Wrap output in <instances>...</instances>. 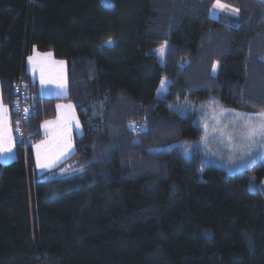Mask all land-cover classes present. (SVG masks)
I'll return each mask as SVG.
<instances>
[{"label": "trees", "instance_id": "16d2710c", "mask_svg": "<svg viewBox=\"0 0 264 264\" xmlns=\"http://www.w3.org/2000/svg\"><path fill=\"white\" fill-rule=\"evenodd\" d=\"M214 1L0 0L2 99L14 127L22 75L31 140L0 161V264H264V161L230 173L184 150L202 134L188 101L264 112V0ZM34 49L65 62L66 96L40 93ZM60 100L83 132L38 173Z\"/></svg>", "mask_w": 264, "mask_h": 264}, {"label": "rangeland", "instance_id": "374dc122", "mask_svg": "<svg viewBox=\"0 0 264 264\" xmlns=\"http://www.w3.org/2000/svg\"><path fill=\"white\" fill-rule=\"evenodd\" d=\"M220 3L228 7H214L217 4V0H215L210 13L212 16L217 17L218 13L223 10L234 14L231 9L236 8L235 6L222 0H220ZM157 53L159 60L163 62L166 53V43L158 48ZM36 65L37 63L35 66ZM54 70L51 69L50 72H53ZM41 74L43 75L44 73ZM60 82L61 81L58 82L59 85ZM166 83L167 80L163 79L160 92L163 91ZM64 87H66V83H64ZM187 107L191 111H194L196 121L202 128V134L198 142L185 140L184 150L186 153H189L193 146L200 145L206 159L230 173L245 170L257 160L261 159L264 161V146H262L264 145V139L258 137L256 143L249 144L248 141L242 138V133L244 132V128L242 127L244 118H250L252 122H256L258 119L257 114L262 113V111L253 113L238 111L230 107L221 106L216 98H209L197 102L188 101ZM36 143H33V146L37 156L38 165L36 166V169L38 173H44L46 172L45 170L51 169L56 165V160L65 156L66 150L59 147L52 135L51 137H48V142ZM37 146H39V148ZM72 152H75V142ZM45 155H47L49 160L52 161L53 159L54 162H52L49 167H40L39 163L44 162ZM10 156L11 155L5 157V159H3L5 160L4 162H9L15 158L13 157V154L11 157ZM252 187H254L253 184ZM262 190L264 192V185Z\"/></svg>", "mask_w": 264, "mask_h": 264}, {"label": "crops", "instance_id": "0c3cea01", "mask_svg": "<svg viewBox=\"0 0 264 264\" xmlns=\"http://www.w3.org/2000/svg\"><path fill=\"white\" fill-rule=\"evenodd\" d=\"M222 13L232 14L226 10H223L220 11L218 15ZM31 56L34 57V62H30V61L28 62L29 57ZM36 63H37L36 65L37 67L35 66ZM25 66L27 72L30 73L33 81L37 82L41 94L57 96V97H64L67 95L68 77H67L66 64L63 60L60 59L56 60V58L53 57L51 53L39 52L36 49H34L32 53L26 57ZM51 69L53 70L55 69V70L53 72H50ZM41 73L44 74L42 75ZM42 78L45 81L43 84L41 83ZM59 81H61L60 85L58 84ZM64 83H66V87H64ZM69 105L71 106L70 108L68 107ZM0 108L6 109L5 112L0 113V119L6 122L8 128V135L12 138L11 152H0V161L4 162L5 160L3 159H5V157H7L8 155L12 156L13 154V157L16 156V140L13 134L11 111L9 107L3 102L1 86H0ZM41 126L44 137L39 142H48V137L49 136L51 137L52 135L55 138L56 143H58L59 147H62L63 150H66L65 156L63 158L56 160L55 162L56 165H54V167H56L57 165H59L60 163H62L64 160H66L68 157L72 155L73 153L72 151L74 149V139L76 136H79L83 132V128L75 104L72 101L60 100L56 104V115L51 119L43 121ZM33 155L37 166L38 165L37 156L34 146H33ZM52 161L54 160L52 159Z\"/></svg>", "mask_w": 264, "mask_h": 264}, {"label": "snow or ice", "instance_id": "6c2138e0", "mask_svg": "<svg viewBox=\"0 0 264 264\" xmlns=\"http://www.w3.org/2000/svg\"><path fill=\"white\" fill-rule=\"evenodd\" d=\"M214 7H228L220 3V0H217V4ZM233 13L239 14L238 8L231 9ZM30 62H34V57H29ZM45 81L41 80L43 84ZM62 86V85H61ZM71 107L70 105L68 106ZM6 109L0 108V113L5 112ZM226 111V110H222ZM258 119L256 122H252L250 118H244V123L242 127L244 128V132L242 133V138L249 142V144H254L257 142V138L264 139V112L257 114ZM11 137L8 135V128L6 122L0 119V152H11ZM264 146V145H262ZM39 148V146H37ZM38 160H39V152H38ZM54 161H50L45 155L44 162H40V167H49L51 163Z\"/></svg>", "mask_w": 264, "mask_h": 264}, {"label": "built area", "instance_id": "2783aa9c", "mask_svg": "<svg viewBox=\"0 0 264 264\" xmlns=\"http://www.w3.org/2000/svg\"><path fill=\"white\" fill-rule=\"evenodd\" d=\"M26 83L22 78V75L14 83V127L13 133L16 142L20 143L26 152L31 144L30 137L27 132V121L30 115L29 106L26 103Z\"/></svg>", "mask_w": 264, "mask_h": 264}]
</instances>
